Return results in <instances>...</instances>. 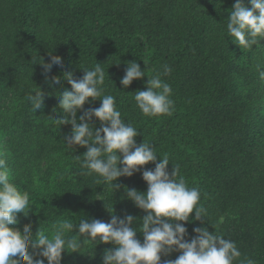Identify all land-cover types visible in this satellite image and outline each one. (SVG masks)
Instances as JSON below:
<instances>
[{
	"label": "trees",
	"instance_id": "obj_1",
	"mask_svg": "<svg viewBox=\"0 0 264 264\" xmlns=\"http://www.w3.org/2000/svg\"><path fill=\"white\" fill-rule=\"evenodd\" d=\"M235 2L0 0V156L10 181L28 192L30 205L28 215L18 213L10 227L23 233L31 225L35 239L40 227L51 235L63 220L77 224L73 234H78L83 219L107 223L113 214L120 219L130 214L136 239L143 243L139 229L147 213L127 198L126 189L146 194L142 174L154 170L155 163L119 177L113 182L118 187L97 183L100 177L81 167L87 148L65 144L72 125L52 121L66 115L58 99L71 91L64 75L81 79L84 69L99 63L105 71L103 95L115 97L121 118L140 133L136 144L148 143L157 162L167 155L170 178L178 166L179 176L201 192L206 218L197 220L193 211L187 222H176L187 229L185 239L195 237V228H206L235 242L241 256L233 264L248 258L264 264V80L259 75L264 37H257L251 49L234 43L227 20ZM242 3L251 8L250 0ZM51 56H60L62 64L45 74L43 65ZM132 62L145 77L125 88L120 79ZM165 65L171 68L168 75ZM157 74L170 84L175 110L147 117L134 94L146 90L148 78ZM40 90L43 107L34 112L27 97ZM100 99L89 98L76 110L78 123L84 111L100 107ZM85 122L94 131L102 126L95 117ZM115 247L97 238L79 252L64 251L60 264H103L105 251ZM28 251L47 264L39 249ZM180 254H162L161 264Z\"/></svg>",
	"mask_w": 264,
	"mask_h": 264
},
{
	"label": "clouds",
	"instance_id": "obj_2",
	"mask_svg": "<svg viewBox=\"0 0 264 264\" xmlns=\"http://www.w3.org/2000/svg\"><path fill=\"white\" fill-rule=\"evenodd\" d=\"M251 8L243 5L242 0H236L230 17L227 20V33L234 38V43L240 48L251 49L258 44L257 37H264V0H250ZM60 56H51V62L44 64L45 74L51 72L54 65H61ZM259 69V65L257 66ZM81 79H74L71 73H66L64 79L71 85V91L64 90L59 94V107L63 109L65 118L52 120L58 125L71 124L72 132L66 137V145H78L87 148L83 155L81 167L87 169V175L93 173L100 177L97 183L103 182L109 186L121 176L131 177L150 162L155 163L154 170L143 171L142 178L148 185L146 194L135 189H126L127 198L147 215L142 221L144 240L136 239L137 230L131 227L134 217L126 214L123 219L112 215L110 222L93 219L91 222L81 220L78 234H73L77 225L70 220H63L54 227L51 235L39 228L35 239L32 237L31 225L21 231L10 227L17 223L16 216H25L30 212L29 194L21 192L10 181V170L7 162L0 156V264H44V259H35L29 253L39 249L38 255L47 260V264H60L62 253L71 250L79 252L84 245L99 241L116 245L114 250H106L103 264H161V255L174 250L181 254L175 260L164 264H233L241 256L234 241L217 234H210L206 228H195V237L188 242L185 239L187 229L182 223L187 222L190 214L195 212V218H206L207 209L200 204L201 192L196 187H189L179 169L172 167L171 178L167 171L170 164L167 155L157 162V154L145 141L137 145L135 137L140 133L130 123L121 118V112L116 107L115 97L103 95L102 85L105 82V71L96 63L92 69H84ZM171 68L164 66V75ZM264 80V71L259 72ZM145 77L138 63H129L120 84L127 88L134 80ZM47 80V75H45ZM54 83H60L59 77H53ZM44 93L30 94L27 100L36 112L43 107ZM172 88L157 74L148 78L146 90L137 91L134 100L142 114L147 117L171 115L175 103L170 98ZM102 97L100 107L84 111L76 119V110L82 109L89 98ZM67 117V118H66ZM93 117L102 122V126L94 131L85 122ZM101 133L103 135H101ZM117 153L123 154V159ZM80 159V156H77ZM122 165V167H118ZM179 178L177 179V177ZM26 210H28L26 212ZM66 233H72L70 237ZM19 256L18 260L12 257ZM240 264H255L251 258Z\"/></svg>",
	"mask_w": 264,
	"mask_h": 264
}]
</instances>
